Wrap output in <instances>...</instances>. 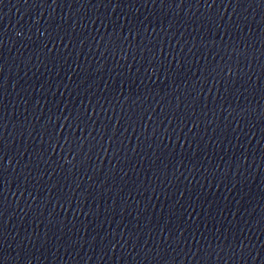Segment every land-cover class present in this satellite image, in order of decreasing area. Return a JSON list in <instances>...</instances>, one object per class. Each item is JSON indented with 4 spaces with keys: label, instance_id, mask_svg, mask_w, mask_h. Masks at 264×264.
Instances as JSON below:
<instances>
[{
    "label": "water",
    "instance_id": "obj_1",
    "mask_svg": "<svg viewBox=\"0 0 264 264\" xmlns=\"http://www.w3.org/2000/svg\"><path fill=\"white\" fill-rule=\"evenodd\" d=\"M0 85L4 264H264L261 0H3Z\"/></svg>",
    "mask_w": 264,
    "mask_h": 264
},
{
    "label": "snow or ice",
    "instance_id": "obj_2",
    "mask_svg": "<svg viewBox=\"0 0 264 264\" xmlns=\"http://www.w3.org/2000/svg\"><path fill=\"white\" fill-rule=\"evenodd\" d=\"M3 0H0V4H2ZM212 3H215V0H212ZM237 3H239V0H237ZM261 3H264V0H261ZM219 77L224 80L227 79L228 84L232 83V75L233 71L231 67L224 66L218 70ZM2 88L3 86L0 85V94H2ZM2 110H0V120H2ZM4 151V144L3 141L0 140V152ZM0 183H2V178H0ZM182 235V234H181ZM0 241H2V237H0ZM0 264H4V255L2 251H0Z\"/></svg>",
    "mask_w": 264,
    "mask_h": 264
}]
</instances>
